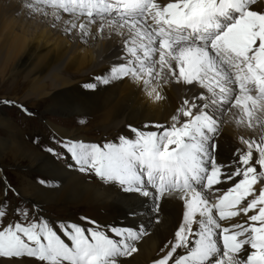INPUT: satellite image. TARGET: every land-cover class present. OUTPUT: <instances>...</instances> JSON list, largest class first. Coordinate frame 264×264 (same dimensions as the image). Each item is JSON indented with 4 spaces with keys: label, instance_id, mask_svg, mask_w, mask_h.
Segmentation results:
<instances>
[{
    "label": "snow or ice",
    "instance_id": "obj_1",
    "mask_svg": "<svg viewBox=\"0 0 264 264\" xmlns=\"http://www.w3.org/2000/svg\"><path fill=\"white\" fill-rule=\"evenodd\" d=\"M22 5L31 14L51 17L53 27L63 23L68 33L78 30L82 39L93 35V26L95 35L107 30L123 38L119 63L97 77L98 83L130 78L142 82L154 101L164 98L157 91L161 79L204 90L191 102L185 99L169 125L145 124L144 130L129 125L134 135H121L118 142L60 145L79 171L94 173L124 192L147 197L152 188L160 197L182 201L174 238L153 264H264V187L258 194L255 187L264 180V135L239 138L246 148H237L228 163H219L215 154L225 116L264 128L261 0H22ZM223 184L229 186L216 187ZM209 192L219 193L215 203ZM241 213L242 222L221 223ZM6 216V205L0 203V258L8 260L120 264V258L138 251L136 242L146 234L105 229L87 217H82L87 227L74 222L54 227L46 219H29L27 212L4 224Z\"/></svg>",
    "mask_w": 264,
    "mask_h": 264
},
{
    "label": "bare ground",
    "instance_id": "obj_2",
    "mask_svg": "<svg viewBox=\"0 0 264 264\" xmlns=\"http://www.w3.org/2000/svg\"><path fill=\"white\" fill-rule=\"evenodd\" d=\"M261 7H264V0H261ZM92 33L93 35L82 39L78 30L68 33L63 23H56L53 27L51 17L45 19L38 14H31L22 5V0H0V75L4 78L11 72V87L25 90L26 98L38 101L49 98L50 103L44 101V105H49L51 111L59 113L81 105L82 112L97 120V127L101 131L106 133L111 128L110 124L118 122L117 126L121 130L125 128V132L130 135L134 134L129 125L144 130L145 124L173 123L171 117L177 114V109L183 105V101L187 99L191 102L194 96L204 91L195 84L176 83L174 80L164 84L161 79L157 91H160L164 98L154 101L146 95L142 82L135 83L130 78L107 85L98 83L97 77L104 76L114 63H119L117 57L121 55L123 38L115 34L110 35L107 30L102 35H95L96 26L92 27ZM164 75L167 78V70ZM156 83L153 79L152 84ZM87 84H96L97 87L94 90L89 89L85 87ZM101 112L102 118L97 117ZM3 113L0 111V126L10 129L12 124L2 116ZM232 113L239 115L237 109H232ZM97 118L103 121L99 123ZM184 119L187 118L181 117V120ZM223 120L225 125L223 124L219 132L215 153L219 163H228L237 148H246L239 138L259 139L264 135V128L261 126L249 127L246 122L238 124L232 114L225 116ZM46 125L65 140L86 143L104 140V137L91 138L83 135L84 131L82 134L80 130H69L50 122ZM232 126H245L247 129L242 128L243 131H240ZM25 145L22 143L15 147L11 155L18 156L25 151ZM7 148L8 143L0 139V160ZM31 154V164L26 168L30 172L47 175L51 179L52 187L40 188L37 183L21 189L20 193L40 213L60 205V212L70 209L83 210L80 219H69L85 227L88 225L82 217L96 221L105 229L115 227L146 233L136 242L138 251L131 257L120 258V264H153L154 260L159 259L168 250L165 245L173 240L174 231L182 218V201L168 194L160 197L152 188L148 189L151 195L147 197L135 192H124L118 185L104 182L94 176V173L79 171L70 154L66 164L59 163L51 153ZM20 164H17V168H23ZM228 186L229 184H223L216 187ZM261 187H264V184ZM207 195L209 199H213L212 197L219 193L209 192ZM251 214L254 213L250 212L249 215ZM243 219L241 213V216L221 223L228 226L230 223L242 222ZM53 223L56 226V220ZM0 264L42 262L21 258L0 259Z\"/></svg>",
    "mask_w": 264,
    "mask_h": 264
},
{
    "label": "rangeland",
    "instance_id": "obj_3",
    "mask_svg": "<svg viewBox=\"0 0 264 264\" xmlns=\"http://www.w3.org/2000/svg\"><path fill=\"white\" fill-rule=\"evenodd\" d=\"M11 77V72L4 78L0 75V111L4 112L2 116L5 119H9L12 124V127L10 129L0 126V139L8 143V148L4 151L2 160H0V203L6 205L7 211V216L4 219V224L19 220L23 212L29 213V219H46L54 227V220H56V225L60 222L78 223L77 221L73 220L80 219L83 210L77 211L76 209H70V211L60 212L58 208L60 207V205H55L53 206L54 208L52 207L51 209L40 213L37 209H35L33 204L29 200L25 199L20 193L21 189H26L32 184L37 183L40 188L52 187L51 179L47 175L35 171L30 172L26 168L31 164V153L36 152L39 155L46 152L51 153L59 163L63 164H66L68 160L69 153L61 148L60 145L61 142L69 140L60 138L53 130H51L46 125V123L50 122L54 125H58L69 130H80L82 131V134L84 131L83 135H87L91 138L99 139L104 137L103 141H92V143L97 144H103L105 142H118V137L121 135L129 138H131L133 135L127 134L125 132V128H122L121 130V128L117 126L118 122H113V124L107 122L111 125V128L106 133L101 131L99 127H97V120H94V117H92L91 115L82 112L81 105L80 107L68 108L66 110L68 113L66 111L59 113L51 111L52 109L49 105H44V101H47L48 104L50 103L49 98L43 101H38L34 98H26L27 92H25V90H17L11 87L13 83ZM3 101H11L13 103L5 104L2 103ZM24 109H26L27 111L25 112ZM102 115L103 113L101 112L97 114V117L102 118ZM97 119L99 120V123L103 121V119ZM223 124L225 125V123ZM226 125H228V123ZM140 126L142 127V124H140ZM232 127L235 128L234 126ZM242 128L245 130L247 129L245 126H243ZM242 128L236 127L235 129L243 131L241 130ZM88 130L91 131L89 132ZM219 136L220 133L215 140L216 148H218ZM22 143L26 144V147L24 149L25 151H22V153H20L16 157L12 156V150H14V148L17 146H20V144ZM10 144L11 146H9ZM49 148L55 149V152L57 154L62 155L58 156L56 154H53L52 152L47 151V149ZM23 157H25V159ZM17 164L22 165L23 168H17ZM41 181H43L44 183H41ZM263 184L264 180H262L260 184H257L255 186L257 189V193ZM210 200L212 203H215V198ZM70 207L71 206H69V208ZM17 209H19L20 211L17 212ZM69 217L73 218V220H70ZM24 258L36 260L35 258ZM14 259L15 258H13L12 260Z\"/></svg>",
    "mask_w": 264,
    "mask_h": 264
}]
</instances>
